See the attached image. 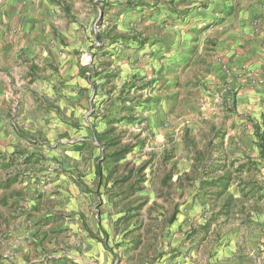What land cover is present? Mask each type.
Listing matches in <instances>:
<instances>
[{
    "label": "rangeland",
    "instance_id": "374dc122",
    "mask_svg": "<svg viewBox=\"0 0 264 264\" xmlns=\"http://www.w3.org/2000/svg\"><path fill=\"white\" fill-rule=\"evenodd\" d=\"M251 1L102 0V15L92 23L95 36L89 24L79 26L77 40L69 22L61 29L69 46L84 47L77 59L91 67L83 73L89 87L83 94L78 85L59 84L52 116L41 120L40 132L24 134L27 147L36 148L27 160L41 162L26 164L24 147L0 156L9 161L7 170L21 173L19 183L26 182L21 203L34 202L32 217L44 222L35 234L46 233L50 245L43 248L35 235L25 264H41V251L68 259L78 250L67 231L53 230L72 221L62 211L60 192L77 194L71 185L82 184L62 172L65 158L76 159L80 151L88 155L77 157L88 174L93 163L96 170L108 154L127 148L103 164L104 176L112 172L106 186L98 189L97 175L86 180L85 191L94 197L85 209V222L93 230L85 233L102 244L101 264H160L163 256L184 260L191 255L203 262L222 246L223 237L249 238L254 231L260 233L257 263L264 264V198L258 199L264 194V158L254 135L255 124L264 130V36H257L254 22L245 19L254 8ZM97 34L104 38L101 43ZM101 63L108 66L97 75ZM94 133L113 147L78 145L80 139L95 143ZM35 175L39 180L31 182ZM126 175L129 181L117 185ZM165 176L170 178L164 184ZM138 180L135 191L127 188ZM10 211L12 206L0 200V228L5 224L0 261L5 257L7 264H17L11 244L17 240L12 233L16 222L9 214L3 217ZM26 216L24 224L31 217ZM97 222L107 229L94 228ZM175 235L178 249L171 248Z\"/></svg>",
    "mask_w": 264,
    "mask_h": 264
},
{
    "label": "crops",
    "instance_id": "0c3cea01",
    "mask_svg": "<svg viewBox=\"0 0 264 264\" xmlns=\"http://www.w3.org/2000/svg\"><path fill=\"white\" fill-rule=\"evenodd\" d=\"M251 4L254 8L248 16H245V19H247V23L254 22L253 26L256 28V34L262 38L264 36V0H252ZM101 6H103L102 0H0V156H3L2 152H14L15 149L19 151L20 148L24 147L26 157L23 160L26 159V164L38 160L37 158L27 160V156L31 153L36 155V148L27 147L29 146L27 142L29 139L24 134L30 135L40 132L41 127L45 124L41 120L52 116V104L54 98H56L55 87H59V84L72 83L85 89L81 93H86L89 80L87 78L88 82H86L83 73L91 67H86V64L83 65L77 59L79 57L78 53L84 47L81 46L82 49L79 46H69L65 40V37L68 36L65 28L64 30L61 29L69 22V33H72L74 40H77L79 26L84 25L83 27L86 28L89 24L92 25L90 30L95 36L96 33L92 29V23L102 15L103 9ZM87 45H90V43H87ZM69 73L72 75L71 78ZM31 76L35 77L31 78ZM35 118L38 122L32 127L29 121H35ZM78 145L85 149L86 147L90 148V150L98 149L96 146L99 147L96 142L92 143L91 138L80 139ZM83 154L80 151L77 157L80 160L84 156L88 157V155ZM91 154L89 157L95 160V153ZM77 157L76 159L71 158V160L65 158L63 164L65 168H62V172L63 170L68 172V176L73 177L76 184H78L77 179L82 180V184L77 185L80 190L69 182L77 191V194L60 192V195L64 196V209H61L67 211V215L70 216L72 221L63 222L53 230L58 232L67 231V237L72 238L70 242L76 244L78 250L72 252L67 257L68 259H62L60 256H47L39 248L38 252L41 251L43 254L38 259L41 264H47L55 259H59L58 262H60H55L56 264H101L99 260L102 257V244L94 239H88L85 233V230H93V227L85 222V209L87 200L94 197V195L87 193L85 188L89 186L86 180L90 181L91 178L96 177L95 163L92 165V168H94L93 173L86 174L88 171L84 172L79 168L80 161ZM8 162V160H2L0 157V200L6 201L8 206H12V211L4 212L3 217L9 214L14 217L16 222L15 227L12 228V233L14 234L13 238H17V240L11 242L17 252L14 263L25 264L30 255L27 245L33 241L36 242L33 237L36 235L37 230L42 229L44 222L41 221L42 218L38 220L36 217H32V215H36L35 211L37 210L33 201L29 204L21 203L20 199L25 191L22 190V187L26 182L23 185L19 183L21 182V173L14 175L11 170H7L6 165ZM17 162L23 164L22 160ZM25 174L30 175L29 171ZM83 174L84 177L81 176ZM36 177L35 175L30 181L39 180ZM22 204L25 205L24 210L19 207L20 205L23 206ZM194 212H200L198 207L195 208ZM46 213L43 214L44 217L50 215L49 212ZM27 214L31 217L24 224L22 221L28 218ZM182 220L183 217L177 219L176 229L179 228ZM0 222L2 221L0 220ZM32 225L34 230H31ZM103 226L102 223L97 222L94 228L99 229ZM238 228L239 226L236 229L237 231ZM21 229L27 231L22 233ZM0 230L5 231L4 223L1 225ZM17 230L20 233H16ZM236 230H234L235 233H237ZM39 234L40 232L36 235V238L40 236L36 243L41 242L43 248L45 246L43 244L50 247L49 243H46V233ZM258 234L260 233L254 231L249 238L245 236L235 238L232 236L229 239L227 238L228 235L223 237L221 239L222 242L224 241L222 246H215L203 262L197 260L193 255L184 260H169L166 258L167 256H163L160 264H258L255 256L260 240ZM51 243L54 244V241H51ZM179 247V236L175 235L171 248L178 249ZM4 259L5 257L0 262L7 264ZM35 261L37 260H31L28 264H33Z\"/></svg>",
    "mask_w": 264,
    "mask_h": 264
},
{
    "label": "trees",
    "instance_id": "16d2710c",
    "mask_svg": "<svg viewBox=\"0 0 264 264\" xmlns=\"http://www.w3.org/2000/svg\"><path fill=\"white\" fill-rule=\"evenodd\" d=\"M172 3H174V2H172ZM135 38V41H137V42H140L141 44L142 43H144L145 41H143V40H141V39H138V37H134ZM104 38L103 37H101V35H99V34H97L96 35V40H97V42L98 43H101L102 42V40H103ZM101 71H100V73H96L97 75L98 74H101V72H103V71H105V67L106 66H108L106 63H101ZM95 71V70H94ZM88 72V71H87ZM92 76H95V73H94V75H92ZM107 78H109V76H107ZM254 128H255V132H254V135H255V137L256 138H258V140H259V143H258V145H259V147H260V152L262 153V157L264 158V130L263 131H260V127L257 125V124H255L254 125ZM101 136H102V134H98V133H94V137H95V140H96V142L98 143V145L99 146H103L104 148H105V150H107V149H109V148H107V146H111V147H113V144H111V143H109V144H107L106 145V143H103L102 142V139H101ZM128 149V148H127ZM127 149H121L118 153H113V154H108L106 157H108V159H106V157H105V159H106V161L105 160H103L100 164L98 163L97 165H96V170H95V174L97 175V177H98V179H99V181H98V189L100 190V188L102 187V186H106V183H108V181H110L111 180V173H109V175H103V170H102V168H103V164L104 163H107L108 162V160L109 159H112V158H114L116 155H119L120 154V152H125V151H127ZM116 158V157H115ZM132 174V172H129V174L128 175H131ZM128 175H126V176H124V177H122L121 179H119L118 181H116V182H118L117 183V185L118 184H125V183H127L128 181H129V176ZM170 177L169 176H165L164 178H163V183L165 184L167 181H168V179H169ZM139 182H140V180H138V181H134L133 183H132V185H130L129 187H127V188H132L133 187V190L135 191V187H134V184H139ZM116 185V184H115ZM260 190H264V185H263V187H262V189L260 188ZM133 193V192H132ZM124 194V193H123ZM264 198V194H262V195H260L259 197H258V199H263ZM228 205H229V201L224 205V207H228ZM175 214H176V212L173 214V216L172 217H170V219L168 220V222L169 223H171V222H173L174 220H175ZM124 220V219H123ZM123 220H121V221H123ZM204 228V227H203Z\"/></svg>",
    "mask_w": 264,
    "mask_h": 264
}]
</instances>
